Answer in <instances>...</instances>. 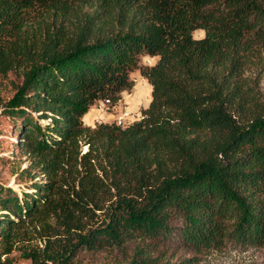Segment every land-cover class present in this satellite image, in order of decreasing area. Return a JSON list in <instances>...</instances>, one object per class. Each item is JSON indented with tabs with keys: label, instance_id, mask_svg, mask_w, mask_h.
I'll use <instances>...</instances> for the list:
<instances>
[{
	"label": "trees",
	"instance_id": "trees-1",
	"mask_svg": "<svg viewBox=\"0 0 264 264\" xmlns=\"http://www.w3.org/2000/svg\"><path fill=\"white\" fill-rule=\"evenodd\" d=\"M91 3L110 18L106 33L103 23L89 42L58 29L30 51L31 12ZM252 58L264 63V0H0V68H22L2 115L28 162L20 193L0 184L2 253L24 227L44 246L23 258L41 264L134 240L116 264H194L172 262V245L195 256L264 245V110L243 77ZM134 71L151 87L141 118L85 126L96 102L132 89Z\"/></svg>",
	"mask_w": 264,
	"mask_h": 264
},
{
	"label": "rangeland",
	"instance_id": "rangeland-1",
	"mask_svg": "<svg viewBox=\"0 0 264 264\" xmlns=\"http://www.w3.org/2000/svg\"><path fill=\"white\" fill-rule=\"evenodd\" d=\"M107 13H101V10L95 3L79 5L75 7L69 15L60 16L52 12L34 11L27 17L26 31L29 36L31 52L38 55L42 52L46 43L51 39L54 33L60 29L65 34L75 37L81 31L85 32L89 42H92L100 35V27L104 23L105 33L108 31L105 25L110 18L106 17ZM103 17V19H102ZM101 19V20H100ZM106 20V21H105ZM195 39L202 38L203 32L196 31L193 34ZM155 58H143L142 64L153 65ZM15 68V67H14ZM244 78L251 87L254 99L257 102L258 109L264 110V63L257 58H252L250 64L245 67ZM22 68H15L7 74L0 68V184L5 187H11L17 193L27 187V180L20 178V172L28 166L25 157L19 153L17 146L19 134H15L13 125L9 119L2 115L4 103L9 100L15 93L21 83ZM133 87L129 91L120 94V100L112 106L104 105L102 102H96L93 110L83 118L85 126L93 128L100 123H114L115 117L120 110H126L130 113L131 118L126 124H131L141 118V111L146 109L151 99V87L144 80L138 71L131 74ZM247 87V86H246ZM92 109V107L90 108ZM37 118L39 114H36ZM42 126L48 122L39 119ZM127 126V125H126ZM87 146L82 143L78 144L75 152L79 155L84 154ZM101 213V214H99ZM103 212H98L102 219ZM6 213L0 210V217ZM173 225H176L173 223ZM30 232L24 240L16 242L10 253L3 254L0 248V264H41L32 263L30 260L23 258V250H38L44 246L37 229L34 227H24L18 230V233ZM43 231V230H42ZM173 243L174 241H170ZM140 244L139 240L125 244L120 249H105L99 251H80L75 257L73 264H116L128 254H132L135 248ZM174 244V243H173ZM165 247V246H163ZM162 247V248H163ZM175 254L176 262L179 258H195L194 264H264V245L260 247H242L233 242H227L217 250H211L199 255L177 249L171 246L168 256ZM50 264V263H48Z\"/></svg>",
	"mask_w": 264,
	"mask_h": 264
},
{
	"label": "built area",
	"instance_id": "built-area-1",
	"mask_svg": "<svg viewBox=\"0 0 264 264\" xmlns=\"http://www.w3.org/2000/svg\"><path fill=\"white\" fill-rule=\"evenodd\" d=\"M104 105L112 106L109 101H100ZM131 118V115L126 110H120L119 114L115 117L114 123L118 125L119 127H124L127 123V121Z\"/></svg>",
	"mask_w": 264,
	"mask_h": 264
},
{
	"label": "crops",
	"instance_id": "crops-1",
	"mask_svg": "<svg viewBox=\"0 0 264 264\" xmlns=\"http://www.w3.org/2000/svg\"><path fill=\"white\" fill-rule=\"evenodd\" d=\"M93 110V106H92V109H90L89 111H92Z\"/></svg>",
	"mask_w": 264,
	"mask_h": 264
}]
</instances>
